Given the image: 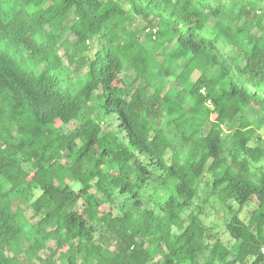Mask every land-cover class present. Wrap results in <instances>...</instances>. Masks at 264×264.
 <instances>
[{
    "label": "trees",
    "instance_id": "obj_1",
    "mask_svg": "<svg viewBox=\"0 0 264 264\" xmlns=\"http://www.w3.org/2000/svg\"><path fill=\"white\" fill-rule=\"evenodd\" d=\"M262 125L264 0H0V264H264Z\"/></svg>",
    "mask_w": 264,
    "mask_h": 264
},
{
    "label": "rangeland",
    "instance_id": "obj_2",
    "mask_svg": "<svg viewBox=\"0 0 264 264\" xmlns=\"http://www.w3.org/2000/svg\"><path fill=\"white\" fill-rule=\"evenodd\" d=\"M134 26H137L140 29V35H141V37H144L145 34H146V32L143 29L144 22L143 21L136 22V23H134ZM91 45H92L93 48L98 47V43L97 42H95V43H93ZM64 63H65V65H68L65 59H64ZM124 77L127 80V82L131 81V79H132V75L129 74V73H125ZM246 115L252 121L254 126H258V124L260 123L259 122L260 116L256 113L255 110L249 109L246 112ZM108 123H111V124H108ZM77 125H78L77 122H72L69 125H64L63 127L66 128L67 130L68 129L74 130L77 127ZM103 125L105 127V131H108V130L117 131L118 122H117L116 118H113L112 120H105V123ZM238 125H239L238 118L235 119L233 122L226 123L224 125L225 134L232 133V131H234L235 128ZM208 129H209V125L205 127V130H208ZM259 132L261 133V137H262V142L260 143V145L262 147H264V125H262V127L259 128ZM159 173L160 172L155 171L154 176L157 177V175ZM151 189L152 188H149V190H151ZM38 193L39 192L36 191V194H38ZM147 198L148 197H146L145 200H147ZM202 198H203V193H201L200 196L193 202V206H194L195 210H199V208H198L199 204L203 205L202 201H201ZM18 204H19V201H16L15 202V207ZM22 204L25 207V211H26L27 216H32L34 214V211L31 208L30 203L27 204V205L24 204V203H22ZM79 206H80V204L78 203V205H76L75 207L78 208ZM203 209H204V215H205L204 217H205L206 222L207 223H214L217 226V229H219V234H220L221 237H224V238L228 237V234L225 231L224 225L222 224V221L224 220V217H223V210L221 209V207H219L218 205L212 203V204H207V205L203 206ZM49 245L51 247L55 248L54 242H50ZM51 254H53V252H50L48 250H45L44 252H42V255H44L45 257L46 256H50ZM53 256H54L53 257L54 261H60L61 256H59L58 253H55ZM81 260H82V257H81ZM47 263H48V260L46 262H42L40 264H47Z\"/></svg>",
    "mask_w": 264,
    "mask_h": 264
},
{
    "label": "built area",
    "instance_id": "obj_3",
    "mask_svg": "<svg viewBox=\"0 0 264 264\" xmlns=\"http://www.w3.org/2000/svg\"><path fill=\"white\" fill-rule=\"evenodd\" d=\"M152 31H153V33H156L157 29L154 28V29H152ZM209 102H210V101H209ZM261 253L264 255V244H263V246L261 247Z\"/></svg>",
    "mask_w": 264,
    "mask_h": 264
}]
</instances>
